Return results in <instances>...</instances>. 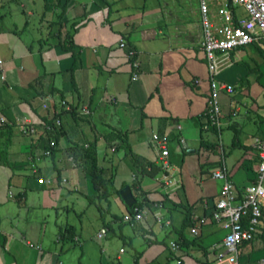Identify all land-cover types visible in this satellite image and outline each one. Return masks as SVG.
Segmentation results:
<instances>
[{
    "label": "crops",
    "instance_id": "1",
    "mask_svg": "<svg viewBox=\"0 0 264 264\" xmlns=\"http://www.w3.org/2000/svg\"><path fill=\"white\" fill-rule=\"evenodd\" d=\"M207 2L220 23L223 0ZM17 5L20 21L0 14V264H214L226 231L211 218L222 187L211 172L224 168L241 191L255 179L253 140L264 137V43L230 51L233 62L218 79L233 91L219 94L216 131L203 127L210 84L199 0ZM232 10L246 16L241 7ZM32 18L34 30L25 37L19 27L28 28ZM70 40L72 51L64 47ZM55 115L61 126L45 157L42 123ZM22 125L35 134L23 133ZM154 135L167 139V171ZM89 145L110 179L109 193L95 203L87 198L96 193L80 157ZM165 173L174 185L164 184ZM125 187L134 203L147 202L136 224L122 220L130 207L120 193ZM164 200L169 207H154ZM187 217L192 224L183 226ZM65 225L74 227L72 240L61 239ZM259 231L241 247L245 264L264 258V214Z\"/></svg>",
    "mask_w": 264,
    "mask_h": 264
},
{
    "label": "built area",
    "instance_id": "2",
    "mask_svg": "<svg viewBox=\"0 0 264 264\" xmlns=\"http://www.w3.org/2000/svg\"><path fill=\"white\" fill-rule=\"evenodd\" d=\"M199 2L203 33L200 47L207 61L210 84L209 106L205 114L206 118L203 127L208 129L210 125H214L219 128L222 124L219 94L222 90L232 92L233 85L220 81L218 75L224 67L232 64L233 59L230 57V51L254 41L264 43V0H223L219 12L220 23H215L211 19L207 0H199ZM234 6L241 7L245 11L246 16L243 18L234 16L232 12V7ZM123 45L124 41H121L120 46ZM133 53L130 52V55H133ZM133 66L137 67L138 62H134ZM136 77L134 75V78ZM61 103L66 104L64 101H61ZM47 107L48 105L44 103L43 108ZM82 113L88 114L89 111L87 108H83ZM58 125H60L58 118L50 123H43L45 132ZM21 130L28 134H35L36 131L33 126L27 125H22ZM153 140L159 149L162 167L167 171L170 168V163L167 161L169 155L167 139L154 135ZM180 141L182 146L186 147L182 138ZM48 146V148H44L41 151V155L49 156L51 154L54 141H49ZM253 147L259 156L255 179L251 184L244 187L242 191L229 178V174L224 168H217L211 172L212 178L222 181L219 199L215 203L211 218L226 231L221 243L218 245L213 261L214 264H242L239 259V244L242 241L252 239L254 234L259 231L258 226L264 214V137H255ZM35 169L36 167L33 168V171ZM163 179L164 184L167 186L175 184L168 173H165ZM39 181L42 182L41 179ZM160 206L162 207L161 203H154V207ZM144 212L143 207L135 206L133 212H127L123 215V221L139 222L143 218ZM155 220L161 224H169L168 220H163L157 214ZM199 220L201 222L205 221L203 218ZM106 232L107 229L105 227L101 228L98 237L104 236ZM191 233L193 235L198 234L197 228L192 227ZM169 245L172 250L179 249V244L175 241H171ZM256 264H264V258L260 259Z\"/></svg>",
    "mask_w": 264,
    "mask_h": 264
},
{
    "label": "trees",
    "instance_id": "3",
    "mask_svg": "<svg viewBox=\"0 0 264 264\" xmlns=\"http://www.w3.org/2000/svg\"><path fill=\"white\" fill-rule=\"evenodd\" d=\"M232 12H233V10H232ZM76 22L77 21H75V23ZM69 37H72V34H69ZM69 42H70V44H69ZM69 42L67 41L66 44L64 43L65 44L64 47H65V49H67V50L69 49L70 51H72V49H73V43L72 42L73 41L70 40ZM209 93H210V91H209ZM62 101H64L66 103L65 100H62ZM68 109H70V107ZM56 118H58L60 120V118L58 117V115H55L53 118H50L49 120H46V123H50L51 121H54ZM60 126H61V120H60V125L55 126L53 129H50L49 131L47 130L45 132V129H44L43 123H42V132L44 134L46 133V136H47V145L45 146V148H48L49 147L48 146L49 145V141H51V140L54 141V146L51 149V154H52V152L54 151V149L56 147V138H55L54 135L56 134V131H57V129L60 128ZM209 128L214 129L216 131L218 130V128L216 126H214V125H210ZM51 154L49 156H51ZM42 156H45V155H42ZM80 157L81 158H85V160L82 163L83 170L87 174V176H88V178H89V180L91 182V185H92V187H93V189H94V191L96 193L95 195H87V198L90 200V202L95 203V200H94L95 197H97V196L98 197L107 196V194L109 193L110 179H107V178H105L103 176L102 169L99 167V165L97 163V151H96L95 145H89L87 148L82 149L80 151ZM34 167H36V166H34V164H33L32 165V168H31V171H32L33 174L36 175V174H38V168L36 167V169L33 171V168ZM143 173H144V170L142 168V170H140V172H139V176H142ZM39 179H41L42 181L44 180L42 177L39 178ZM168 203H169V201L164 200L163 202H161V205H165V206L169 207L170 204H168ZM145 204H147L146 199H143V200L139 199V200L136 201V203H133L130 207H127V209H128L127 212H133V208L135 206H138L139 208H142ZM122 220H123V216H122ZM126 223L136 224V223H138V221H133V222L131 221V222H126ZM189 224H192L191 217H187L186 219H184L183 226L184 225L185 226H188ZM245 225H246V222H245ZM260 225H261V220H260V224L258 226L259 230H260ZM73 228L74 227H72L71 225H65V226H63L60 229V234H61L60 236H61V239H63V241H66V240L69 241V240H72L73 239V237L75 235V230ZM259 232L260 231H258L257 233H255L252 239L242 241L239 244V250H240V252H239V259H240V261H241L242 264H245L246 262H243L241 260V258H240L241 257V247L243 245H245L246 243L252 242L256 238V235ZM259 260L260 259H258L257 261H255V264ZM253 262L248 263V264H254Z\"/></svg>",
    "mask_w": 264,
    "mask_h": 264
},
{
    "label": "rangeland",
    "instance_id": "4",
    "mask_svg": "<svg viewBox=\"0 0 264 264\" xmlns=\"http://www.w3.org/2000/svg\"><path fill=\"white\" fill-rule=\"evenodd\" d=\"M20 1H22L23 3L28 5V2L30 0H9V1L0 0V14H2L3 17H6L8 20H10V17L12 14H15V16L18 17V19L20 21L21 18H23V16H24L22 10H20V7H18V5H17ZM38 3H39V0H38ZM22 23H24V22H21V25L19 27V31H22V34H25V37L26 36L29 37L28 31L34 30V27H33L34 18H32L31 21L29 22L28 28H27V26L22 28ZM260 66L263 68L262 64ZM224 135H225V133H224ZM263 186H264V182H263ZM71 218H72V219H70L71 222L78 223V219L75 216L73 217V214H71Z\"/></svg>",
    "mask_w": 264,
    "mask_h": 264
},
{
    "label": "water",
    "instance_id": "5",
    "mask_svg": "<svg viewBox=\"0 0 264 264\" xmlns=\"http://www.w3.org/2000/svg\"><path fill=\"white\" fill-rule=\"evenodd\" d=\"M120 193L127 205L131 206L134 203V198L129 187H125Z\"/></svg>",
    "mask_w": 264,
    "mask_h": 264
}]
</instances>
